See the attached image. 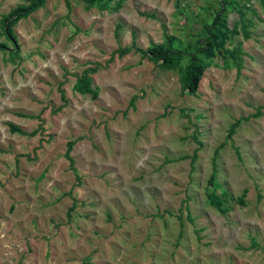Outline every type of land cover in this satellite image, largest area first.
<instances>
[{"label": "rangeland", "instance_id": "1", "mask_svg": "<svg viewBox=\"0 0 264 264\" xmlns=\"http://www.w3.org/2000/svg\"><path fill=\"white\" fill-rule=\"evenodd\" d=\"M26 3L0 0V19ZM215 19L235 30L237 59L199 51ZM13 30L0 264H264V0H46ZM168 37L208 63L195 93L134 50ZM86 69L94 97L73 88Z\"/></svg>", "mask_w": 264, "mask_h": 264}, {"label": "trees", "instance_id": "2", "mask_svg": "<svg viewBox=\"0 0 264 264\" xmlns=\"http://www.w3.org/2000/svg\"><path fill=\"white\" fill-rule=\"evenodd\" d=\"M86 7L90 8L97 6L99 9L105 10L109 8V4L112 0H81ZM26 4L17 5L14 8L10 9L8 13L2 15L0 19V26L2 31L0 34H3L5 38L11 42L12 48L8 49L5 42L0 41V51L7 50L10 59L14 60L19 58V49L17 44V37L14 33L13 26L21 19H26L31 13L38 10L42 7L46 0H26ZM67 6H69V0H65ZM118 4L116 5V7ZM249 24V22H248ZM247 22L241 25L242 32L245 37L249 36L248 31L246 30ZM203 29L207 32L205 39V45L199 47V51L203 54H210L212 49L222 48L225 53H227L233 60L238 58L240 52L239 49H227L225 48V42L232 34H235V30L227 26L225 20L215 19V22L211 25H204ZM174 38L168 37L164 43L152 45L149 48L143 50L138 47H134L135 51L141 52L144 56L148 57L151 61H154L160 68L166 70H177L180 78L181 89L183 92L195 93L198 83L201 80L204 70L208 63L204 62L200 57L194 53H189L187 48L174 47L173 45ZM134 46V44L132 45ZM132 47L120 48L117 50L119 55H124L131 51ZM184 54L189 55L188 61L185 64L181 63L182 56ZM239 60L237 65H239ZM95 69H86L79 76H77L76 81L73 85V88L82 94H90L92 97L96 96V92L91 88V78L90 74ZM63 97V94H62ZM258 114V112H257ZM240 120H235L228 131V135L232 136L234 129L238 126ZM14 131L22 132L19 128H14L11 126ZM41 127L38 126L37 129L31 131L29 134L34 135ZM196 140V138H194ZM73 142H69L65 156L72 164L73 160L69 156ZM198 144H200L198 142ZM196 154L192 156V162L195 160ZM214 173L211 174L210 180L213 179ZM211 203L219 205L220 201L215 197L211 196Z\"/></svg>", "mask_w": 264, "mask_h": 264}]
</instances>
